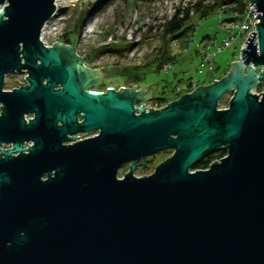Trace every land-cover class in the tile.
I'll list each match as a JSON object with an SVG mask.
<instances>
[{
  "label": "water",
  "instance_id": "water-1",
  "mask_svg": "<svg viewBox=\"0 0 264 264\" xmlns=\"http://www.w3.org/2000/svg\"><path fill=\"white\" fill-rule=\"evenodd\" d=\"M247 1L258 22L239 60L154 109L134 107L135 86L81 90L83 57L39 40L54 0H0V84L3 71L29 74L27 87L0 91V144L12 145L0 152V264H264V0ZM24 111L33 113L26 125ZM170 149L134 175L139 160ZM218 150L225 155L192 169Z\"/></svg>",
  "mask_w": 264,
  "mask_h": 264
},
{
  "label": "rangeland",
  "instance_id": "rangeland-1",
  "mask_svg": "<svg viewBox=\"0 0 264 264\" xmlns=\"http://www.w3.org/2000/svg\"><path fill=\"white\" fill-rule=\"evenodd\" d=\"M214 1L59 0L42 40L48 45L57 42L73 47L75 56L83 57L80 60L82 67L97 80L94 89L135 86L137 90L143 89L135 104L137 107L143 104L147 108L159 107L192 92L197 86H206L224 77L231 62L239 60V47L243 42L239 35L228 47L220 51L215 48L227 36L218 21L229 4H218L214 12L204 18H200L195 10L198 2L205 7ZM177 8L190 10L191 17L186 24H192L191 29L184 30L183 27L186 34L179 37L165 35L163 25ZM82 17L80 24L78 20ZM90 23L93 30L89 32ZM165 47L172 59L162 64L163 69H156L152 60L163 53ZM205 55H210L209 59H205ZM129 70L136 71L140 79H133ZM258 71L259 67H255V73ZM150 90L151 96L146 94ZM162 90L169 98L160 105L153 97L160 95ZM232 94V90L225 91L217 108H226ZM172 153L170 149L145 156L147 167L134 170V175L151 173ZM127 168L120 169L118 176H122Z\"/></svg>",
  "mask_w": 264,
  "mask_h": 264
},
{
  "label": "trees",
  "instance_id": "trees-1",
  "mask_svg": "<svg viewBox=\"0 0 264 264\" xmlns=\"http://www.w3.org/2000/svg\"><path fill=\"white\" fill-rule=\"evenodd\" d=\"M221 3H228L229 7L224 10L225 13H222V15H227V14H231L232 12H240L245 4L243 2V0H216L214 1V3L208 5V6H200V2L197 3V5L195 6V10L196 12L199 13V17L200 18H204L206 16H208L210 13L214 12V10L218 7V4ZM198 6V7H197ZM217 6V7H216ZM223 12V10H222ZM221 13V12H220ZM222 16V18H223ZM191 15H190V10L188 8H177L176 11L172 14L171 18H169L165 24L163 25V33L165 35H173L175 37H179L182 36L184 34H186V32H184V30H189L191 29L192 24H186V22L190 19ZM82 18H80L78 20V22H80V24L82 23ZM221 20V19H220ZM229 20V19H227ZM79 25V24H78ZM79 26L76 27V30L78 29ZM184 27V30H183ZM78 33V30H77ZM172 57L169 54V52L167 51L166 47L163 49V53H160L159 55H157L154 60H152L153 62L155 61L156 69H163V63L165 62H169V60H171ZM151 64L148 63L146 64L144 67H148ZM166 67V66H165ZM166 69V68H164ZM147 71V70H146ZM145 71V74H146ZM129 73L131 75V77L135 80L140 79L141 76H139V74L136 71H132L129 70ZM145 76V75H144ZM257 91H260L261 88L260 86L256 88ZM165 91L162 90L160 95L154 96L153 98L158 101L160 105H162V102L167 100L169 97L167 95H165ZM164 106V105H162ZM225 150H218L216 152H212L207 154L198 164H196L192 169H204L207 168L208 165L214 161L215 159H219L220 157H222L225 154ZM147 167V165H144L142 169H145Z\"/></svg>",
  "mask_w": 264,
  "mask_h": 264
},
{
  "label": "flooded vegetation",
  "instance_id": "flooded-vegetation-1",
  "mask_svg": "<svg viewBox=\"0 0 264 264\" xmlns=\"http://www.w3.org/2000/svg\"><path fill=\"white\" fill-rule=\"evenodd\" d=\"M4 6L6 5V3L3 4ZM17 52H18V58H19V61L18 63L19 64H23V59L21 58V54L19 53V50L21 49L22 47V41L18 42L17 43ZM46 46V45H45ZM63 62L66 64L68 63L67 60H63ZM70 63V62H69ZM73 65V67H76V64L75 63H70ZM76 70V69H75ZM77 74L79 75L78 76V80H79V83L81 85V90L82 91H100V92H104L106 90L105 89H94V85L96 84V79H94L93 77H89L88 79L87 78H84V74H81L76 70ZM1 84H0V91L3 92V93H9V92H13L14 90L16 89H19V88H23V87H27L29 85V81H28V72H27V69L26 68H20V69H12V70H9V71H3L1 73ZM59 85H55L54 88H58ZM5 100L6 98L5 97H0V115L2 114V110H3V106H5ZM134 107H137L136 105H134ZM33 116V113H29V111H24L21 113V117L23 119V125H26L28 122H29V118H32ZM82 120V117L80 114H76V123H79L81 122ZM57 124H59V122H57ZM98 134V130L96 129H92V130H89V131H79L73 135H70L69 136H78L77 138L78 139H75L73 141H67V142H63V144H71V143H74L75 141H81V140H84V139H87V138H91V137H94ZM21 146H23L24 148H26L27 146L31 145L32 142H29V140H25V141H21L20 142ZM12 145L11 143H2L0 144V152H1V149L4 150V149H9L11 148ZM25 152H27L25 150ZM13 154H17V152L13 153ZM144 165H147L146 161H145V157L142 158L141 160H139V162L135 165V168L134 170H139L143 168ZM124 167H129V163H126L124 165H122L120 169H123ZM128 169V168H127ZM118 170V171H119ZM43 179H44V175H43Z\"/></svg>",
  "mask_w": 264,
  "mask_h": 264
},
{
  "label": "built area",
  "instance_id": "built-area-1",
  "mask_svg": "<svg viewBox=\"0 0 264 264\" xmlns=\"http://www.w3.org/2000/svg\"><path fill=\"white\" fill-rule=\"evenodd\" d=\"M245 6L244 8L240 11V12H232L231 14H227V15H222L223 18L221 17L218 21V25L220 28L224 29L227 32V36L224 38V40L221 42L220 45H216V51H220L225 47H228L232 41H234V39L239 35L240 37H242V44L239 47V49H241V47H245L246 46V39L249 35L250 32H255V25L254 22H258V18L255 17L256 15V9L254 4L249 3L247 0H243ZM4 5H0V9L3 8ZM55 13V11H54ZM53 13V14H54ZM229 19V20H227ZM45 25V24H44ZM41 28L40 31V35H39V40L46 46H50L48 44H46L43 40H42V31H43V27ZM212 42V41H211ZM212 44V43H210ZM213 44H215V41H213ZM208 56L210 55H205V59H209ZM256 89L253 90V92H255ZM258 93V92H256ZM161 107V106H159ZM154 107V109L159 108ZM152 108V107H151ZM78 136H76L75 139Z\"/></svg>",
  "mask_w": 264,
  "mask_h": 264
},
{
  "label": "bare ground",
  "instance_id": "bare-ground-1",
  "mask_svg": "<svg viewBox=\"0 0 264 264\" xmlns=\"http://www.w3.org/2000/svg\"><path fill=\"white\" fill-rule=\"evenodd\" d=\"M58 2H59V0H54V5H55V7L57 8V5H58ZM53 16V15H52ZM51 16V17H52ZM48 23H49V20L45 23V25H44V27H43V31H42V34H45V29L47 28V25H48ZM93 30V24H89L88 25V27H87V31H92Z\"/></svg>",
  "mask_w": 264,
  "mask_h": 264
}]
</instances>
